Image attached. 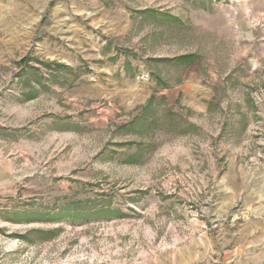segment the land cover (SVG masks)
Returning a JSON list of instances; mask_svg holds the SVG:
<instances>
[{"label":"rangeland","instance_id":"374dc122","mask_svg":"<svg viewBox=\"0 0 264 264\" xmlns=\"http://www.w3.org/2000/svg\"><path fill=\"white\" fill-rule=\"evenodd\" d=\"M0 264H264V0H0Z\"/></svg>","mask_w":264,"mask_h":264}]
</instances>
